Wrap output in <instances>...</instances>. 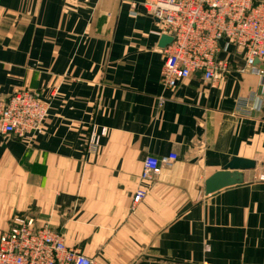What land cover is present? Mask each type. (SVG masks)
<instances>
[{"label": "crops", "instance_id": "0c3cea01", "mask_svg": "<svg viewBox=\"0 0 264 264\" xmlns=\"http://www.w3.org/2000/svg\"><path fill=\"white\" fill-rule=\"evenodd\" d=\"M144 1L0 0V93L50 104L43 134L0 136V235L29 217L93 264H264V75L230 47L220 80L164 88L163 27ZM171 154L141 182L146 158ZM234 158L257 167L206 196Z\"/></svg>", "mask_w": 264, "mask_h": 264}, {"label": "built area", "instance_id": "2783aa9c", "mask_svg": "<svg viewBox=\"0 0 264 264\" xmlns=\"http://www.w3.org/2000/svg\"><path fill=\"white\" fill-rule=\"evenodd\" d=\"M142 7L162 25L164 36L173 40L163 51L164 88L174 90L195 74H201L208 84L220 80L230 67L219 56L230 47L245 60L248 69L264 75V71L256 70V62H264V2L145 0ZM242 108L250 109L247 102ZM49 111L50 104L41 99L39 92L20 90L10 96L0 93V136L33 140L43 134ZM106 133V130L101 135L92 133L90 150H97ZM177 160L176 154L161 159L146 158L141 182H152ZM146 196L147 191L139 188L133 196L132 208ZM0 264H93V261L80 250L66 246L64 237L48 226L37 228L33 219L18 217L13 220L11 230L0 235Z\"/></svg>", "mask_w": 264, "mask_h": 264}, {"label": "water", "instance_id": "95a60500", "mask_svg": "<svg viewBox=\"0 0 264 264\" xmlns=\"http://www.w3.org/2000/svg\"><path fill=\"white\" fill-rule=\"evenodd\" d=\"M172 38L163 36L161 46L167 48L172 43ZM224 46V42H221ZM259 61L256 62L258 64ZM256 162L234 158L223 171L211 176L205 183V195L211 196L223 189L241 186L244 183V172L255 170Z\"/></svg>", "mask_w": 264, "mask_h": 264}]
</instances>
